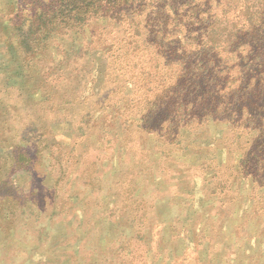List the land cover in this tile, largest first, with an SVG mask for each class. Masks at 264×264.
I'll list each match as a JSON object with an SVG mask.
<instances>
[{"label":"rangeland","instance_id":"374dc122","mask_svg":"<svg viewBox=\"0 0 264 264\" xmlns=\"http://www.w3.org/2000/svg\"><path fill=\"white\" fill-rule=\"evenodd\" d=\"M131 1L0 0V264H264V69L227 95L264 0H180L236 32L212 77L176 57L191 22L124 24ZM17 150L30 175L4 171Z\"/></svg>","mask_w":264,"mask_h":264},{"label":"trees","instance_id":"16d2710c","mask_svg":"<svg viewBox=\"0 0 264 264\" xmlns=\"http://www.w3.org/2000/svg\"><path fill=\"white\" fill-rule=\"evenodd\" d=\"M141 3L145 4L142 5ZM219 3L221 5L220 9L223 11L224 7L227 5H225L223 1ZM181 4L180 0L175 2H173V0H154L153 2L133 0L125 4L118 2L111 3L110 5H113V7L124 16L126 22L124 24H129L132 21L135 22L137 26L142 24V20L145 23L144 25H147L151 23L152 20L160 18L161 12H170L174 10L173 13L175 16H180L182 18L181 22H191L189 23L190 28L186 31L187 41L183 44L182 55H176V57H181V62L188 67L198 66V69L195 67V70L198 71V75L207 74L206 71L209 70L211 73H209L208 76L212 77L215 74L214 69L217 63L229 59V55L233 52L232 49L235 47L234 44L239 42L235 37L236 32L234 29L228 30V28L224 27L227 21L226 17L216 15L211 6L203 11L198 6H192L186 10L185 5L183 6ZM187 5H190V3L188 2ZM136 7L139 8L136 10ZM231 11L235 12L236 9L228 8V12ZM250 20L249 18V21ZM29 26L27 28H29ZM246 26L247 19L245 25L241 28L242 32H245L244 29ZM134 32L137 37L135 39H137L138 42L140 33H138V29L134 30ZM252 32L253 31L250 29L248 34L250 35ZM240 40L243 39L240 38ZM134 57L135 54L127 51L124 58V64H126L127 68L134 62ZM196 63L197 65H195ZM263 69L264 49L260 48L256 55V61L246 74L247 78L243 85L237 86L234 90L230 89V91L227 92L228 98L237 101L242 97L255 93L258 88L261 87ZM31 161L33 160L29 159L28 155H26L23 150H17L16 153L6 155L4 159V171L9 172V174H19V172H22L30 175V170L32 168L30 165Z\"/></svg>","mask_w":264,"mask_h":264}]
</instances>
